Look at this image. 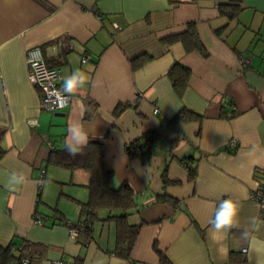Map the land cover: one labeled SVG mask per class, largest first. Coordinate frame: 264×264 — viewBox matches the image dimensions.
<instances>
[{"label": "crops", "instance_id": "crops-1", "mask_svg": "<svg viewBox=\"0 0 264 264\" xmlns=\"http://www.w3.org/2000/svg\"><path fill=\"white\" fill-rule=\"evenodd\" d=\"M221 2L240 10L228 18ZM189 21L204 55L161 41ZM35 45L64 78L76 69L89 77L62 110L39 108L25 60ZM174 62L191 72L182 94L168 76ZM87 99L95 105L85 118ZM119 104L126 106L114 115ZM181 108L196 118L170 122ZM70 123L81 124L88 139H103L110 185L127 182L135 192L140 207L128 222L139 228L128 257L115 252L114 233L101 231L113 222L95 221L76 237L69 232L67 222H79L78 201L88 198V174L47 158L50 144L65 145ZM150 132L157 137L149 161L129 157L126 145ZM259 183L264 0H0V245H37L40 256L30 264H161L158 252L169 264H264V218L250 199ZM228 197L242 204L237 225L213 233L209 221Z\"/></svg>", "mask_w": 264, "mask_h": 264}, {"label": "trees", "instance_id": "trees-1", "mask_svg": "<svg viewBox=\"0 0 264 264\" xmlns=\"http://www.w3.org/2000/svg\"><path fill=\"white\" fill-rule=\"evenodd\" d=\"M233 5L229 10L227 6ZM218 10L221 14L232 18L240 10L237 3H218ZM166 45L174 42H181L186 52L198 51L205 54L206 50L199 36L196 23L189 21L185 24L182 31L166 35L161 38ZM145 57L144 54L133 58V61H139L133 64V67L139 65L140 60ZM191 72L190 69L179 62H174L168 70V76L172 81L175 90L182 94L187 87ZM91 99L86 101V110L84 117L88 118L94 107ZM126 105L119 104L113 110L114 115L120 114ZM190 118H196L190 111L184 108L170 119V122L185 121ZM154 132L145 134L142 139L134 140L126 145V153L129 157H137L142 162H148L152 155V146L156 138ZM50 152L47 163L53 166L61 167L70 171L82 169L88 174V181L85 184L88 190V198L85 202H79V222L73 226H82L86 232L92 231V225L95 221H110L114 224L115 229V247L114 250L118 255L128 257L138 232V224H130L128 216L139 210V203L131 186L127 182H122L118 187H112L110 180L113 177L112 171L108 170L104 162L103 139L89 138L88 144L84 146L76 155H69L65 145L62 147L49 146ZM194 168H189V177H193ZM163 185H167L170 180L167 177L166 169L162 173ZM160 201H166L165 195L158 196ZM103 211V215L99 212ZM37 245L29 242L19 243L12 240L7 245H0V264H21L25 259L28 264L32 261L33 255H39L36 250ZM161 264H169L167 258L160 252Z\"/></svg>", "mask_w": 264, "mask_h": 264}, {"label": "built area", "instance_id": "built-area-1", "mask_svg": "<svg viewBox=\"0 0 264 264\" xmlns=\"http://www.w3.org/2000/svg\"><path fill=\"white\" fill-rule=\"evenodd\" d=\"M116 26V25H115ZM117 27V26H116ZM26 65L29 69L28 79L32 86L40 89L39 108L43 111L55 112L67 107L70 95L63 91V72L60 67L49 66L45 62L42 48L38 45L32 46L25 53ZM88 56H83L82 61H86ZM51 145V144H50ZM49 145V146H50ZM234 146V141L231 142ZM43 174L39 182L42 183ZM250 199L258 202L261 210V218H264V183H259L251 191ZM36 223L40 224L39 216H36ZM71 236L76 237L82 231V226H73L67 222ZM246 249L244 248L243 251ZM53 264H62V261H52ZM21 264H27L25 259Z\"/></svg>", "mask_w": 264, "mask_h": 264}, {"label": "clouds", "instance_id": "clouds-1", "mask_svg": "<svg viewBox=\"0 0 264 264\" xmlns=\"http://www.w3.org/2000/svg\"><path fill=\"white\" fill-rule=\"evenodd\" d=\"M89 82L88 75L79 69L72 71L71 75H67L63 80V91L67 94H73ZM88 144V133L79 123H70L68 126V136L66 138L65 147L69 155L78 154L81 149ZM244 198L247 197L245 192ZM242 204L240 201L231 197L221 199L218 207L215 208L214 217L209 221L211 231L213 233L227 232L234 228L238 222V216ZM247 236V234H244ZM121 264H124L120 258Z\"/></svg>", "mask_w": 264, "mask_h": 264}, {"label": "rangeland", "instance_id": "rangeland-1", "mask_svg": "<svg viewBox=\"0 0 264 264\" xmlns=\"http://www.w3.org/2000/svg\"><path fill=\"white\" fill-rule=\"evenodd\" d=\"M103 230H101L103 233L107 234V233H114L115 234V229H114V225L111 224V227L109 226V224H105L104 228H102Z\"/></svg>", "mask_w": 264, "mask_h": 264}]
</instances>
